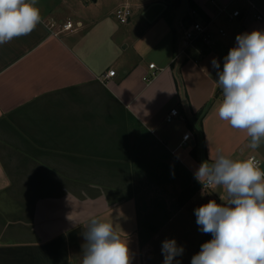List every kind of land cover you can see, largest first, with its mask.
Returning a JSON list of instances; mask_svg holds the SVG:
<instances>
[{
	"label": "crops",
	"instance_id": "obj_1",
	"mask_svg": "<svg viewBox=\"0 0 264 264\" xmlns=\"http://www.w3.org/2000/svg\"><path fill=\"white\" fill-rule=\"evenodd\" d=\"M220 3L242 17L227 21L209 0H38L42 22L0 46V264H74L90 217L111 223L131 264H142L149 248L135 177L164 184L179 167L202 187L194 174L218 150L232 159L254 155L264 170V143L249 149L246 131L217 112V73L237 35L264 31L253 17L264 16V0ZM190 4L220 26L208 45L178 56ZM122 6L131 12L124 24L115 17ZM66 22L73 28L63 30ZM172 108L181 119L168 124ZM186 133L190 141L178 147ZM208 190L224 202L222 189Z\"/></svg>",
	"mask_w": 264,
	"mask_h": 264
},
{
	"label": "clouds",
	"instance_id": "obj_2",
	"mask_svg": "<svg viewBox=\"0 0 264 264\" xmlns=\"http://www.w3.org/2000/svg\"><path fill=\"white\" fill-rule=\"evenodd\" d=\"M38 0H0V46L31 34L42 22ZM236 46L218 71L222 100L217 112L235 129L245 130L253 151L264 143V31L236 36ZM213 67L219 69L216 59ZM195 178L210 188H220L224 202L210 200L195 209L200 231L212 239L201 245L191 264H264V170L254 156L232 159L217 152L202 162ZM84 227L82 255L74 264H131L127 241L113 225L90 217ZM183 253L176 241L162 243L163 264ZM178 264V262H177Z\"/></svg>",
	"mask_w": 264,
	"mask_h": 264
},
{
	"label": "rangeland",
	"instance_id": "obj_3",
	"mask_svg": "<svg viewBox=\"0 0 264 264\" xmlns=\"http://www.w3.org/2000/svg\"><path fill=\"white\" fill-rule=\"evenodd\" d=\"M215 25L213 26V31L215 28L217 30V27L220 26L218 23H215ZM174 126L171 125L170 128L173 129L175 128ZM177 129L179 130V127H176L175 131ZM168 145L169 147H173V144ZM183 153L185 151L180 150L177 155L180 157ZM145 160L144 163L147 171H149L154 163L151 158ZM154 167V170H158V174H160L161 170L158 169V164H155ZM176 168L177 174H171L169 180L167 179L168 181L164 182V184L155 183L152 185L150 184L151 182L148 183V178L146 177L139 178V183L138 178L135 177L133 179L134 185L136 184L138 187L136 204L140 217L142 247L143 249L149 248V250L145 249L142 264H163L162 243L165 240L172 239L176 241L178 247L183 248V253L175 257L172 264H177V262L178 264H191L195 247L203 234L200 231V226L196 223L195 209L210 200L220 203L212 190L199 186L197 191L180 204L184 199L185 188L189 184H193L194 179L191 175L186 176L180 173L181 169L179 167ZM155 179L157 182L160 180L159 177ZM164 179L166 178L162 180ZM147 220L153 223L150 224L151 226H157V231L153 232L148 229L147 225L149 223Z\"/></svg>",
	"mask_w": 264,
	"mask_h": 264
},
{
	"label": "built area",
	"instance_id": "obj_4",
	"mask_svg": "<svg viewBox=\"0 0 264 264\" xmlns=\"http://www.w3.org/2000/svg\"><path fill=\"white\" fill-rule=\"evenodd\" d=\"M209 3L217 8L218 15H224L225 19L229 22L236 18H240L243 15L241 10L231 9L229 5L221 4L220 0H209ZM247 8L248 10H255L253 3L250 1L247 2ZM130 15L131 12L126 6L118 8L115 12L116 19L122 24L128 21ZM253 17L256 21H264V16L257 12L253 14ZM182 20L184 27L182 32V47L179 50L178 56H185L190 49L194 48L197 45L205 46L210 43L212 39L211 28L213 26V19L202 20L199 18V14L195 9L188 7L186 13L183 15ZM77 26H80V23H77ZM62 28L63 30H69L73 28V24L71 22H66L65 24H63ZM218 33L222 36L225 34L224 30L221 28L218 29ZM202 56L203 55L200 54V57ZM148 67L152 69L154 68V64H149ZM114 73V70H110L107 72L105 77L113 76ZM153 77L154 74L149 77H144L143 79L144 81L149 82ZM176 118H180V114L176 108H172L165 116L164 121L169 124L173 122ZM188 141H190V134L186 133L182 136L178 147L186 146ZM202 187L206 189H211L208 186L202 185Z\"/></svg>",
	"mask_w": 264,
	"mask_h": 264
},
{
	"label": "trees",
	"instance_id": "obj_5",
	"mask_svg": "<svg viewBox=\"0 0 264 264\" xmlns=\"http://www.w3.org/2000/svg\"><path fill=\"white\" fill-rule=\"evenodd\" d=\"M189 8H192V9H195L197 11V13L199 14V18L202 19V20H207L206 17L203 15V13L198 10L193 4H190L189 5ZM212 102L208 103L205 107L201 108L197 113H195V117L198 119V120H201V117L205 114V112L208 110V108L210 107ZM194 149H192V153H193ZM192 185V186H191ZM199 184L197 182L194 181L193 184H189L185 189V193H184V199L180 202L183 203L184 201H186L188 199V197H190L195 191H197L199 189ZM188 193V194H187ZM148 221V220H147ZM149 225L148 226V229L149 230H152L153 232L157 231L156 229V225L154 226H151L150 224H153L151 223L150 221H148ZM212 239V235L210 233H203L202 234V237L201 239L199 240V242L197 243L196 247H195V252H194V255L197 254L200 249H201V245L209 240Z\"/></svg>",
	"mask_w": 264,
	"mask_h": 264
}]
</instances>
